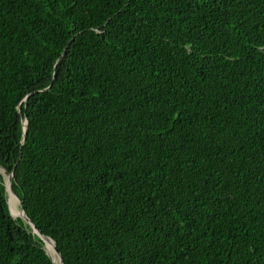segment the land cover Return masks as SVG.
<instances>
[{"label": "trees", "instance_id": "1", "mask_svg": "<svg viewBox=\"0 0 264 264\" xmlns=\"http://www.w3.org/2000/svg\"><path fill=\"white\" fill-rule=\"evenodd\" d=\"M0 164L65 264H264V0H0Z\"/></svg>", "mask_w": 264, "mask_h": 264}, {"label": "water", "instance_id": "2", "mask_svg": "<svg viewBox=\"0 0 264 264\" xmlns=\"http://www.w3.org/2000/svg\"><path fill=\"white\" fill-rule=\"evenodd\" d=\"M27 98H28V96L25 98V100H27ZM25 122H26V127H24V129H25V136H26V132H27V129H28V127H27L28 120H27V119H24V120H23V124H25ZM24 139H25V138H24ZM0 172L3 174L4 177H5V174H8V175H9L10 186L8 187V183H7V181H6V192H7V195H9V194H8V189L10 188V189L12 190V192L15 194V196H16V200L19 202V209L21 210V214H20L21 218H23V220H24L26 223L29 224V226L31 227V230H32L33 232L37 233V234H38V235L44 240V242H46L47 239H51V240H53L50 236L44 234L40 229H38V228L36 227V225L34 224V222L32 221V219L28 216V213L26 212V210H25V208H24V206H23V201H22V199L19 197V195H18V194L15 192V190H14V187H13V176H14V173H13V171L10 172V173H7L6 168L0 164ZM8 203H9V207H10V209H11L10 201H9V200H8ZM11 214H12V213H11ZM12 216H13V214H12ZM14 217H15V216H14ZM53 242H54V245H55V251H56V254H57L58 258H59V262L53 257L52 254H50V252L48 251V249H47V247H46V251H47L48 255L53 259V261H54L56 264H65V263H64V257H63V255H62V253L58 250V248H57V246H56V242H55L54 240H53ZM45 244H46V243H45Z\"/></svg>", "mask_w": 264, "mask_h": 264}, {"label": "bare ground", "instance_id": "3", "mask_svg": "<svg viewBox=\"0 0 264 264\" xmlns=\"http://www.w3.org/2000/svg\"><path fill=\"white\" fill-rule=\"evenodd\" d=\"M5 179H6L7 183H8V187H9L10 186V181H9V175L8 174H5ZM8 194H9L8 195V200L10 199V206L12 205V207L20 215L21 214V210L16 205V203H17L16 196H15V194L12 192V190L10 188L8 189ZM45 243H46L45 245H46L48 251L50 252V254H52L53 257L59 262V258H58L57 254H56L55 245H54L53 240L47 239Z\"/></svg>", "mask_w": 264, "mask_h": 264}, {"label": "rangeland", "instance_id": "4", "mask_svg": "<svg viewBox=\"0 0 264 264\" xmlns=\"http://www.w3.org/2000/svg\"><path fill=\"white\" fill-rule=\"evenodd\" d=\"M9 201H10V199H9ZM16 205H17V207L19 208V202H18V201H17Z\"/></svg>", "mask_w": 264, "mask_h": 264}, {"label": "clouds", "instance_id": "5", "mask_svg": "<svg viewBox=\"0 0 264 264\" xmlns=\"http://www.w3.org/2000/svg\"><path fill=\"white\" fill-rule=\"evenodd\" d=\"M25 100V99H24ZM26 101V100H25ZM24 119H27V118H24ZM24 125V124H23ZM24 127H25V125H24ZM25 130V129H24Z\"/></svg>", "mask_w": 264, "mask_h": 264}]
</instances>
